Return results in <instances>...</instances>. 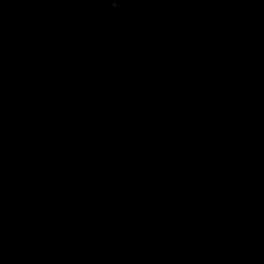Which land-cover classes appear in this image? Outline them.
<instances>
[{
	"label": "rangeland",
	"instance_id": "1",
	"mask_svg": "<svg viewBox=\"0 0 264 264\" xmlns=\"http://www.w3.org/2000/svg\"><path fill=\"white\" fill-rule=\"evenodd\" d=\"M169 1L180 2L181 0ZM226 1L229 3L230 10L228 12H231L228 15L225 12L227 11V7L224 5ZM203 2L208 5L211 11L210 20L219 21L218 25L224 28L222 29L226 34L224 37L231 35L232 28L234 30L243 28L244 31V27H247L245 23L248 22L244 18L249 13V17H254L256 22L264 27V18L261 17L258 8L254 4H250V0H203ZM128 6L130 12L128 11L126 16L120 20H109L112 22L110 27L113 31L120 30L121 27L118 26L122 25L123 27L121 35H114L112 40L106 36V39L111 41L107 58L111 55L113 59L110 64L113 66L110 64L105 66L90 52L85 55L84 61L87 63L83 68V74H81V78L84 80L80 90L82 102L88 107L112 110L113 115L120 112L117 110L118 106L114 101L113 94L120 90L126 95L133 94L136 88H131L130 84L132 80H136L137 73L146 81V85L157 80V76L154 74L155 70L151 68L152 66L147 65L151 58L152 48L138 44L142 41V33L146 34L148 28L155 25L152 21L154 17L146 14V17L140 19L137 16L136 12L148 11V7L141 5L140 0H132ZM238 10L241 11V15ZM231 17L232 24H230ZM203 23L200 20H194L191 21L188 28L184 29L189 35V44L198 49L204 46L201 42L203 35L199 32ZM138 26H142V28ZM205 30L207 31L208 28L205 27ZM0 34L3 33L0 31ZM244 34L246 35V33ZM117 36L120 40L126 39V41H117ZM208 36L215 37L211 33ZM5 37L7 40L10 38L6 34ZM1 40L0 47L3 46ZM157 42L156 40L155 43ZM209 46V44L206 45L207 50L202 51L200 58L203 61L201 67L208 71V75H212V72L215 73L214 71L217 69H222L220 68L222 63L219 57L218 61H214V52L210 51ZM65 51L66 49L62 50V52ZM57 53L59 52L55 50L44 52L39 66L34 70L31 80L23 90L26 93L23 98L26 100L24 107H27L31 100H42L47 89H49V113L51 112L50 107H53L52 104L57 100H61L64 104L68 101L71 104L69 101L71 94L68 92L52 94L54 89H51V79L55 71L54 59L57 57ZM75 53L73 51V55ZM225 59V63L233 61V55ZM239 60L240 58L235 55L234 61L238 62ZM212 61L219 63V67L213 66ZM140 62L142 65H139ZM117 66L121 68L118 71L116 70ZM79 69L80 67L72 76L76 74L78 76ZM221 74L225 77L223 72ZM249 74L253 79L242 82L238 105L242 109L237 108L234 110L235 113L256 114L261 110L264 111V84L262 83L264 81V60L259 68L253 67ZM200 75L203 76L204 73H200ZM233 76L230 75V78ZM74 82L75 80L72 81L71 88L74 87ZM109 84H113L115 87H110ZM228 89L233 90L230 86ZM201 97L202 94L197 96L190 106L198 109L199 106H194V104H208L207 102H198ZM225 98L228 100L230 96L225 95ZM5 106L12 108V103L9 102ZM231 107L233 106L231 105ZM144 109H138L135 115L141 116ZM226 111H229V108ZM217 112L223 114L222 111ZM14 113V118H16V110ZM189 113V119L195 117L197 126L201 128L198 137L201 140L199 144H203V149L198 158L214 152L217 143L222 141V145L218 149L217 170L215 169L213 173L207 171L205 176L208 177L203 181L198 175H192L191 180L183 182L184 189L182 188L177 194L179 198H175L169 203L165 200V196L155 198L152 195H145L136 199L133 197L135 193L132 190V194L128 192L133 195L130 198L114 190L100 196L98 189H104L106 181L109 179L108 176L103 179L104 174L101 172L87 174L89 184L86 181L80 184L74 183L83 175L80 170L74 167V158V163L71 165L72 152H70L69 144L66 145L65 151L63 150L61 155L62 164L60 167L53 166L49 162L50 158L46 156L47 163H45L42 155H35L31 151L25 158L20 159L16 171L6 172L2 169L0 175V235L7 238H1L5 244H3V250L0 247V258L4 261L0 264H11L8 257H2L4 250H10V252L18 250L20 254L24 255L21 258L25 257V264H38L39 262L40 264H63L65 258L73 253L85 254L89 242L96 240L108 242L113 238L119 242L117 248L127 252L133 249L137 250V260L140 264H148L157 260L164 253L167 244H171V251L164 254L167 261L163 264H232L239 251L246 249L249 245L259 244L264 237V191L257 194L256 190L244 189L238 183V157L226 143L232 136L230 128L223 126V132L219 136L209 119H206L207 116L196 113L195 115L199 117L197 118L193 115L192 108L189 109ZM221 117L224 118L225 114H216L217 119ZM31 119L36 121L34 116ZM217 119H213V122L219 126ZM220 121L223 123L224 120L220 119ZM161 127L167 130L165 125ZM188 128V125L180 123L174 129L172 156H165L169 162L186 154L195 143V138L187 133ZM164 130L161 129L162 137L157 138L159 141L168 138ZM122 138L123 134L118 136L117 140ZM12 142L14 148L19 146L16 136ZM61 143H63V147L66 141ZM208 143L212 145L213 151L209 150L210 148L207 146V152H204L205 145ZM7 150L8 148H5L3 153L6 154ZM139 151H143V149L140 148ZM208 163V158L203 159L199 164L200 170H206L205 166ZM68 176L73 178L70 186L65 183ZM228 181L234 183V189L226 188L229 184ZM126 187V184L125 186L121 185L120 193ZM216 187L220 188L219 192L215 191ZM231 188L233 187L231 186ZM73 192H75V196ZM252 198H255V202L250 201ZM191 202L192 204H190ZM74 207L90 208V210L82 215L80 221H73L69 224L68 229L71 234L69 241L58 239L57 242H53L56 240L55 238L39 236L40 224L46 226L45 231L56 225V221H67L70 210ZM194 234H197L198 242L193 241ZM161 250L163 251L160 252Z\"/></svg>",
	"mask_w": 264,
	"mask_h": 264
},
{
	"label": "flooded vegetation",
	"instance_id": "2",
	"mask_svg": "<svg viewBox=\"0 0 264 264\" xmlns=\"http://www.w3.org/2000/svg\"><path fill=\"white\" fill-rule=\"evenodd\" d=\"M130 1L132 0H0V31L3 33L0 34L3 45L0 47V175L2 169L6 172L16 171L20 159L25 158L31 151L35 155L43 154L50 158L61 141L64 142V140L66 141L65 146L58 151L54 159H51V164L60 167L62 164L61 155L63 150L65 151L66 145L69 144L70 152H72L71 165L75 161L74 167L80 170L83 175L74 183L80 184L86 181L89 184L87 174L92 172L104 174L107 170L108 161L101 146L103 144L108 146L109 137L118 135L125 129L123 123L128 119L124 120L120 112L126 114L127 109H134L131 117L137 123L140 118H134V113L138 111L139 105L156 104L157 98L151 101L144 96L148 90L155 87L154 84L157 83V80L146 85V81L137 73L136 80H132L130 84L131 88H136L133 94L126 95L121 90L113 94L114 101L118 106L117 110L120 111L115 115L112 114V110L97 109L94 106H92L94 107L92 113H89L92 107H88L82 102L80 93L77 103L73 102L66 112L63 111L64 107L56 102L55 108H53L55 111L49 113V89L42 100H31L29 105L24 107L26 100L23 98L26 93L23 90L31 80L34 70L39 66L44 52L48 50L59 52L54 59L55 71L51 82L55 79L57 83L66 84L64 78L70 79L67 74H75L81 65H84L83 68L86 67L87 62L84 61V58L90 52L105 66L110 64L113 58L111 55L107 58V53L111 41L106 39V36L112 40L114 35H121L123 27L122 25L118 26L121 27L120 30L113 31L110 27L112 22L109 20H120L126 16L127 12H130L128 6ZM140 1L141 5L148 7V11L136 12L137 16L143 19L146 14H150L154 17L153 24L156 25L158 13L154 7V0ZM119 13L120 16H118ZM155 25L148 28L146 34L142 33V41L138 42L139 45L152 48L151 58L147 64L150 67L154 57V48L151 44L156 40H161V37L155 33ZM138 27L142 28V26ZM5 34L10 37L8 40ZM116 40L126 41V39L120 40L118 36ZM145 40L151 42L147 43ZM63 49L66 51L62 52ZM73 51L76 52L75 55H73ZM139 65L142 63L140 62ZM119 68L116 70L118 71ZM61 74H65V76H61ZM196 76L193 77L196 78ZM109 85L115 87L113 84ZM117 87L119 86L117 85ZM210 97L211 101L207 103L217 111L224 112L231 107L222 92L211 93ZM9 102L12 103V108L5 106ZM80 102L83 104L82 106H80ZM191 102L192 99L189 103ZM14 110L17 112L16 118H14ZM82 111L90 114L87 122L85 118L81 117ZM70 112L73 115L72 118H70L71 115L66 114ZM195 114L193 113L194 116H196ZM51 115L52 119H50ZM32 116L35 117V122L32 121ZM189 116L190 113L185 114L175 125L166 124L158 119H149L139 130L131 145L126 143L121 148L118 159L121 164L120 170L123 171L122 185L126 184L127 186L122 195L130 198L133 196L131 195L132 190L135 193L133 197L136 199L145 195H152L155 198L165 196V200L169 203L175 198H179L177 197L178 190L184 189L183 182L191 180L192 175H196L195 172L199 171V164L203 159H209L211 165L208 167L213 172L215 169L217 170L216 163L220 146L211 154L198 158L203 149V144H199L201 140L198 137L201 128L197 126L196 118L189 119ZM180 123L188 125L187 133L195 138V143L186 154L169 162L165 156H172L173 137L175 136L173 132ZM162 125H165L167 130H164ZM161 129L167 133L168 138L159 141L157 138L162 137ZM115 132L116 134H114ZM15 136L19 144L16 148L12 145ZM207 146L210 147L209 150H212V145L208 143L205 145L204 152H207ZM5 148H8L6 154L3 153ZM140 148L143 151H139ZM128 150L131 152L130 155ZM111 153L113 154V149H111ZM105 177L107 174H104L103 179ZM237 179L238 183L246 189L242 183V177L237 175ZM228 182L226 188L234 189V183ZM221 189L223 190V188ZM215 191L219 192L220 188L216 187ZM39 227V236H45V238H49L54 229L52 226L48 232V228L44 231L46 226L43 224H40ZM196 237L197 234H194V242H198ZM1 238L7 237L0 235V247L3 250L5 243ZM57 240L53 242H57ZM3 252L2 257H8L11 264H25V257L21 258L24 255L20 254L18 250L12 252L4 250ZM0 262H4L2 258H0Z\"/></svg>",
	"mask_w": 264,
	"mask_h": 264
},
{
	"label": "trees",
	"instance_id": "3",
	"mask_svg": "<svg viewBox=\"0 0 264 264\" xmlns=\"http://www.w3.org/2000/svg\"><path fill=\"white\" fill-rule=\"evenodd\" d=\"M154 2V7L158 13L157 24L154 28L155 33L161 37V40L151 44L155 51L153 62L150 65L152 69L155 70L157 83L154 84L155 87L153 89L147 91L144 97H147L146 99L151 101L157 98L156 104L151 106L147 103L139 105V109L145 108V111L138 117L134 113V118H140L137 123H135L134 119L131 117L134 109H127L126 114L121 113L126 120L128 119L123 123L125 129L122 133L109 137L108 146L104 144L101 146L105 153V158L108 161L107 170H105L104 174H107L109 179L106 181L104 189H98L100 196L108 191L111 192V190L122 195L119 191L123 182V171L120 170L121 164L118 159L120 150L126 143L131 145V142L135 139L139 130L149 119H158L166 124L175 125L185 114L189 113L190 108H192V113L205 114L209 122H211L216 129L217 135L221 136L223 126L230 128L232 136L226 143L229 144L231 151L238 157L239 169L237 170V175H240L242 177V183L249 187L247 188L244 186L247 190H256L257 194H260V191H264V111L261 110L255 114L235 113L234 110L241 108L238 105L242 82L244 80L250 81L252 78L251 74H249L251 69L253 67L259 68L260 64L263 63L264 27H261V24H258L254 17H249V13L247 17L244 18L248 21L245 23L247 27H244V31L243 28H237V30L232 28L230 32L231 35L224 37L226 35L224 30H222L224 28L218 25L219 21L210 20L211 11L203 0H181L180 2L154 0ZM250 4H254L258 8L257 10H259L261 17L264 18V0H250ZM224 5L227 7V11H225L226 14H230L231 12H228L230 10L229 3L226 1ZM238 12L239 15H241V11L238 10ZM194 20L204 22L199 29V32L203 35L201 42L204 44L200 49L195 46L192 47L189 44V35L184 31V29L190 26L191 21ZM231 20L230 24L233 22V20ZM205 27L208 28L207 31ZM228 27L230 28L231 26ZM210 33L215 35V37L208 36ZM244 33H246V35ZM207 44L210 45L208 47L210 51L214 52V61H218L219 57L222 63H220L222 65L220 68L222 69H217V71H214L216 74L212 72V75H208V71L201 67L203 61L200 55H202V51L207 50ZM231 55H233V61L225 63V58ZM235 55L240 58L238 62L234 61ZM216 65L218 66L219 63L213 62V66ZM83 66L84 65L80 66L78 76L77 74L72 76L66 73L70 78L69 80L64 78L66 84L57 83L54 79L51 84V89H54L52 94L56 92H68L71 94L69 98L71 104H73V102L77 103L81 85L84 81L81 78ZM222 72L225 74L226 78L221 74ZM200 73H204V75L202 76ZM196 74L197 76L194 78L193 76ZM230 75L234 76L230 78ZM61 76H65V74H61ZM261 76L263 77V74H261ZM73 80H75L74 87L71 88L70 85ZM262 83L264 84V81H262ZM228 86L233 88V90H229ZM194 88L195 91L193 92ZM219 92H222V95L230 96L228 102L233 106L229 108V111H224L223 114H219L217 110L209 104H194V106H199L198 109L190 106V99L193 101L200 94H202V97L198 102H210V94H217ZM56 102L64 107V112L71 107L68 101L64 104L61 100H57L52 104L53 107H50V113L55 111L53 108H55ZM80 106H82L81 102ZM93 109L94 107L90 109L89 113H92ZM71 112L66 114L71 115ZM216 114H225V117L217 119ZM89 116L90 114L84 111L81 112V117L85 118L86 122ZM72 117L73 115L70 116V118ZM50 119H52V115ZM213 119L219 120V126L213 122ZM220 119L224 120L223 123H221ZM122 134L123 138L117 140V137ZM65 137L67 136L65 135ZM62 144L63 143H60L58 148L55 149L49 162H51V159H54L58 151L63 148ZM221 145L222 141L221 143H217L215 151L218 146ZM111 149H113V154L111 153ZM130 153L129 151V155ZM39 155H42V159L47 163L46 157L43 154ZM209 165L211 164L208 163L207 166ZM207 166H205L206 170L203 171L199 169L198 172H195L202 181L208 177L205 176L207 171L213 173V170ZM212 173H210V175H212ZM111 176L113 177L111 178ZM72 180L73 178L68 176L65 180L66 185L70 186ZM60 182H62V180H60ZM250 201L255 202V198L250 199ZM88 210H90V208H72L67 221H56V225H54L53 232L50 233L49 238L65 239L69 241L71 238L68 229L69 224L73 221H80L82 215L87 213ZM51 228L52 227H49L47 231L49 232ZM117 242L118 240L115 238L108 242L100 240L89 242L85 254L73 253L65 258L63 264H140L137 260V250L133 249L127 252L119 249L117 248ZM185 243L183 244L185 245ZM162 251L163 250L160 252ZM170 251L171 244H167L164 253L160 255L157 260L148 264H163L167 261L164 254ZM262 263H264V237L259 244L254 246L249 245L246 249L239 251L232 264Z\"/></svg>",
	"mask_w": 264,
	"mask_h": 264
}]
</instances>
